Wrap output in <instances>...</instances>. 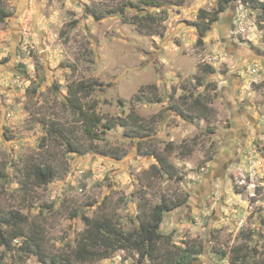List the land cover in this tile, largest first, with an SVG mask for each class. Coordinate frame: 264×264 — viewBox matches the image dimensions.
Returning a JSON list of instances; mask_svg holds the SVG:
<instances>
[{"label": "rangeland", "instance_id": "374dc122", "mask_svg": "<svg viewBox=\"0 0 264 264\" xmlns=\"http://www.w3.org/2000/svg\"><path fill=\"white\" fill-rule=\"evenodd\" d=\"M135 1L2 0L9 15L0 20V208L19 210L28 232L41 231L49 261L74 248L84 227L80 215H106L124 229L137 226L141 210L163 197L182 198L181 208L165 214L161 229L172 248L185 242L202 245L190 264H264V27L259 9L231 4L198 44L197 11L212 12L216 0H162L164 11L153 12L156 34L123 21L140 12L129 5ZM87 8L102 17L96 20ZM221 23L227 24L224 30ZM233 44L247 52L233 53ZM207 64L211 72L204 69ZM80 81L96 83L89 96L80 95L84 107L94 108L102 123L113 124L110 129L100 125L96 139L80 132L81 120L65 103L67 86ZM198 92L210 98L206 120L195 110L189 120L173 109L178 105L187 114L185 105ZM184 94H191L187 103ZM131 111L143 129L130 121L118 124ZM57 129H71L68 137L77 138L72 141L82 152L69 151ZM236 151L238 159L224 179L215 180L214 189L206 185L202 176L213 160ZM159 153L176 176L156 171ZM31 163L51 164L55 177L40 186L31 180L26 193L19 179ZM195 193L206 199L200 209ZM21 242L18 237L12 248L0 246V264H46L21 253ZM90 264L146 261L118 250Z\"/></svg>", "mask_w": 264, "mask_h": 264}, {"label": "trees", "instance_id": "16d2710c", "mask_svg": "<svg viewBox=\"0 0 264 264\" xmlns=\"http://www.w3.org/2000/svg\"><path fill=\"white\" fill-rule=\"evenodd\" d=\"M238 1L258 8L262 19L260 26L264 27V0H216V7L212 12H208L204 8H199L197 11V18L193 23L199 35L198 44L202 43L203 37L211 29L213 23L218 20V16L223 11H226L228 6ZM129 5L140 10V12L135 13L130 19L124 16L123 21L133 23L142 33L156 34L158 32L157 14L153 12H159L162 0H136L129 3ZM125 7L127 8L126 5ZM153 9L155 10L152 11ZM87 10L96 20L102 17V12L95 10V8H87ZM123 10L124 8L121 7L120 14H122ZM160 11L164 10L161 9ZM8 15L9 13L3 8L2 0H0V20H4ZM204 69L208 72L213 70L208 64L204 66ZM153 87L151 85L150 88ZM95 89L96 83L80 81L75 84H69L66 92L65 103L72 108V111L81 120L80 132L89 139L99 137L97 131H99L100 125L106 129L113 127L109 119L102 123L101 117L95 114L94 108H85L81 102L80 95L87 97ZM189 96L191 94L183 95L184 102ZM191 97V103L185 105L188 109L187 114H184L178 105H174L173 109L177 113L188 117L189 120L193 119L194 110L197 116L201 118L207 117L212 109L208 104L210 98L201 92ZM128 121L131 122L130 126L137 125L140 129H143V124L138 121V116L133 111L128 113L127 120H121L118 124L126 126L129 124ZM198 127L201 129L204 126L198 124ZM55 130L56 128L52 129V131ZM55 133L56 136H62L61 139L64 138V143L69 151L82 152L77 147V144L72 141L77 140V138L74 136L68 137L73 133L71 129H68L65 133L64 131L58 132L57 129ZM182 145L186 146L187 144L182 143ZM93 149L92 147L91 150ZM187 150L188 152L191 151L189 147H187ZM102 151L103 153H114L109 150ZM155 157L159 164V167L155 166L156 171H163L170 177L176 176L166 156H162L159 153L155 154ZM24 168H26L24 169L26 176L23 179H19V182L21 189L26 193H28V186L31 180L34 185L40 186L48 184L55 177V168L49 163H31ZM183 201V199L171 200L163 197L161 202L150 206L148 209L146 208L147 210H141L138 214L139 222L137 226L124 229L118 226L115 220L106 215L93 217L80 215L84 227L75 240L74 248L62 255H51L49 261L48 256L41 249V231L35 229L28 232L23 227L25 216L19 210L3 212L0 208V246L4 245L7 248H12V241L21 237L22 242L18 247L21 253L28 254V256L36 255L41 262L46 264H90L94 260L108 258L118 250L136 253L138 260L146 261V264H190L194 257L203 252L202 245L185 242L184 246H174L172 248L169 246L170 236L165 235L161 229L164 212L175 208ZM261 222L264 226V217H262ZM19 256L21 255L19 254Z\"/></svg>", "mask_w": 264, "mask_h": 264}, {"label": "flooded vegetation", "instance_id": "af4514ba", "mask_svg": "<svg viewBox=\"0 0 264 264\" xmlns=\"http://www.w3.org/2000/svg\"><path fill=\"white\" fill-rule=\"evenodd\" d=\"M224 11L221 13L223 15ZM223 18V16H221L219 19ZM217 22V21H216ZM230 22V19L228 18V23ZM222 28V30H224L226 27H227V24L226 23H221L220 26ZM222 33L224 32H221L220 35H221V39L223 38L224 39V36L222 35ZM225 42V41H224ZM226 45V42L224 43ZM238 50H241V51H246L245 48L239 44H233V51H236L238 52ZM240 51V52H241ZM243 51V52H244ZM247 52V51H246ZM234 53V52H233ZM248 59L250 58L248 55H247ZM232 126V125H231ZM236 127V125H235ZM230 129H232L230 127ZM244 137V136H243ZM240 139V138H239ZM244 139V138H243ZM243 145V144H242ZM241 144L239 145V148H242ZM238 151L234 152V153H230L227 155V156H223V158H216L215 160H213L212 164L209 166V171H207L203 176H202V179L203 181L206 180V185H209V186H213L212 189H214V184H215V180H223L224 177L227 175L226 171L228 170L229 166L234 162L235 159H238L237 157H235V154L237 155ZM218 162V167L215 165V163ZM213 165H215V169L216 171H214V167ZM211 172H212V175H211ZM207 189V192L209 193L212 189H209L208 187L206 188ZM179 199V198H178ZM182 199V198H181ZM195 199H197L200 203H197L196 205L199 207L198 209H200L202 206V201H205L206 199L201 196L200 194L198 195L197 193H195ZM184 202V201H183ZM182 202V203H183ZM180 203L179 205H177L176 207L180 206L179 208H181V204ZM178 208V209H179ZM188 209H191V208H188ZM173 209L171 210H166L163 214V219L165 217V214L170 212V211H173Z\"/></svg>", "mask_w": 264, "mask_h": 264}, {"label": "built area", "instance_id": "2783aa9c", "mask_svg": "<svg viewBox=\"0 0 264 264\" xmlns=\"http://www.w3.org/2000/svg\"><path fill=\"white\" fill-rule=\"evenodd\" d=\"M244 181V180H243ZM242 184L244 183V182H241ZM252 185H253V182L251 183Z\"/></svg>", "mask_w": 264, "mask_h": 264}]
</instances>
